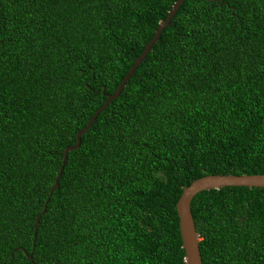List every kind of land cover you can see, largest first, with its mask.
Instances as JSON below:
<instances>
[{"label":"trees","instance_id":"trees-1","mask_svg":"<svg viewBox=\"0 0 264 264\" xmlns=\"http://www.w3.org/2000/svg\"><path fill=\"white\" fill-rule=\"evenodd\" d=\"M177 1L0 0V264H186L185 187L264 174V0H185L49 199ZM191 207L203 264H264V188Z\"/></svg>","mask_w":264,"mask_h":264},{"label":"water","instance_id":"water-1","mask_svg":"<svg viewBox=\"0 0 264 264\" xmlns=\"http://www.w3.org/2000/svg\"><path fill=\"white\" fill-rule=\"evenodd\" d=\"M185 0H178L172 10L170 11L168 17L166 20H164L158 27L154 37L149 41V43L146 45L143 53L136 58L134 65L131 67L130 71L127 73V75L124 77V79L121 81L119 87L115 91V93L111 95H107V100L105 101L104 105L97 110V112L94 114V116L91 118L89 123L86 125L85 128L80 130L77 133V142L75 145L69 146L64 151V159H63V165L60 169V172L58 173L55 184L52 187L50 191L49 199L54 192L56 188L59 186V179L62 176L64 165L68 159V155L71 151L77 149L80 147L82 143V135L87 132V130L93 125L94 121L96 120L97 116L104 111L110 103L115 100L117 97L120 96L121 92L123 91L124 87L126 86V83L129 81V79L134 75L136 69L138 66L143 62V60L147 57L149 54L151 48L153 45L158 41L160 38L162 31L165 27H167L173 17L176 15L180 7L183 5ZM224 187H260L264 188V174H255V175H207L204 177H201L197 180H194L189 186L185 187L181 197L179 198L177 202V213L180 221V232L183 242V248L185 250V262L186 264H203L202 257H201V251H200V238L199 234L196 230L195 221L192 215V201L194 197L206 190L211 189H221ZM49 199L46 201L44 209L41 214H39L36 218L35 228H34V245H35V239L37 237V229L40 224L41 217L47 210V204ZM33 245V247H34ZM30 258H32V255H30Z\"/></svg>","mask_w":264,"mask_h":264}]
</instances>
